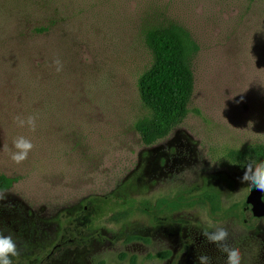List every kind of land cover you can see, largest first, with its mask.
Returning a JSON list of instances; mask_svg holds the SVG:
<instances>
[{"label":"rangeland","instance_id":"obj_1","mask_svg":"<svg viewBox=\"0 0 264 264\" xmlns=\"http://www.w3.org/2000/svg\"><path fill=\"white\" fill-rule=\"evenodd\" d=\"M170 24L199 45L194 90L183 121L146 145L134 127L146 113L137 78L152 62L144 35ZM29 116L35 131L15 122ZM20 136L34 147L16 165ZM258 143L264 0H0V174L13 179L0 191V232L17 244L12 264H198L202 254L226 264L202 235L215 227L241 264H264V216L240 181L247 162L228 157ZM205 191L217 212L156 205Z\"/></svg>","mask_w":264,"mask_h":264},{"label":"trees","instance_id":"obj_2","mask_svg":"<svg viewBox=\"0 0 264 264\" xmlns=\"http://www.w3.org/2000/svg\"><path fill=\"white\" fill-rule=\"evenodd\" d=\"M35 30L43 32L48 29L45 26ZM144 43L152 54V62L139 74L137 89L146 113L135 121L134 127L141 141L150 145L168 135L188 113L194 90L193 60L199 45L189 31L178 24L149 28L144 35ZM228 157L238 165L253 160L259 163L264 161V143L231 149ZM12 182L11 177L0 174V191L8 189ZM200 204H209L213 213L220 209V199L211 191H205L189 200L182 194L172 199L161 198L156 205L167 210H176L183 206ZM126 214L120 213L115 217L121 218ZM127 240L147 241L140 236H132ZM157 256L164 257L163 254ZM130 264H136L135 256L130 258Z\"/></svg>","mask_w":264,"mask_h":264},{"label":"clouds","instance_id":"obj_3","mask_svg":"<svg viewBox=\"0 0 264 264\" xmlns=\"http://www.w3.org/2000/svg\"><path fill=\"white\" fill-rule=\"evenodd\" d=\"M87 59V57H86ZM56 66V71L61 72L63 70V64L59 59L53 61ZM15 122L18 127L27 126L29 130L35 131L36 118L33 116L27 117V119L15 118ZM13 147L15 151L10 152V160L20 165L27 160L29 153L32 151L34 145L29 139L23 136L16 138L13 141ZM4 150L8 151L7 146H4ZM243 174L240 177L241 183L247 182L248 186L253 189L264 193V161L257 163L256 161H248L243 166ZM4 194L0 193V199H3ZM202 235L209 243L217 245L220 251L226 254V264H241V253L239 249L230 247L226 241L228 240L229 233L224 227H215L213 231L205 229ZM17 244L13 240L11 235H4L0 232V264H12L11 257L17 256ZM198 264H211V258L207 255H200L197 257Z\"/></svg>","mask_w":264,"mask_h":264},{"label":"water","instance_id":"obj_4","mask_svg":"<svg viewBox=\"0 0 264 264\" xmlns=\"http://www.w3.org/2000/svg\"><path fill=\"white\" fill-rule=\"evenodd\" d=\"M248 189L249 192L246 196V203L250 205L252 215L256 217L264 216L263 193L255 188L251 189L249 186Z\"/></svg>","mask_w":264,"mask_h":264},{"label":"flooded vegetation","instance_id":"obj_5","mask_svg":"<svg viewBox=\"0 0 264 264\" xmlns=\"http://www.w3.org/2000/svg\"><path fill=\"white\" fill-rule=\"evenodd\" d=\"M251 210V209H250Z\"/></svg>","mask_w":264,"mask_h":264}]
</instances>
